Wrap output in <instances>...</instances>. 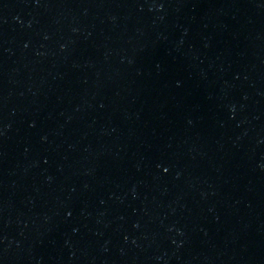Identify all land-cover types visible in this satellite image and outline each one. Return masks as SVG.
Returning a JSON list of instances; mask_svg holds the SVG:
<instances>
[{
    "label": "water",
    "instance_id": "1",
    "mask_svg": "<svg viewBox=\"0 0 264 264\" xmlns=\"http://www.w3.org/2000/svg\"><path fill=\"white\" fill-rule=\"evenodd\" d=\"M0 264H264V0H0Z\"/></svg>",
    "mask_w": 264,
    "mask_h": 264
}]
</instances>
